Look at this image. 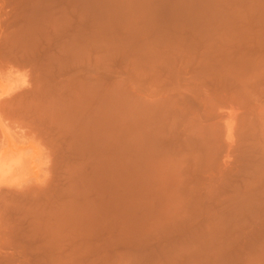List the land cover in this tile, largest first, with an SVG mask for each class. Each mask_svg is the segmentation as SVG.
<instances>
[{
  "label": "rangeland",
  "instance_id": "obj_1",
  "mask_svg": "<svg viewBox=\"0 0 264 264\" xmlns=\"http://www.w3.org/2000/svg\"><path fill=\"white\" fill-rule=\"evenodd\" d=\"M229 32L264 33V0H0V264H264L259 229L207 238L182 204L185 66Z\"/></svg>",
  "mask_w": 264,
  "mask_h": 264
},
{
  "label": "bare ground",
  "instance_id": "obj_2",
  "mask_svg": "<svg viewBox=\"0 0 264 264\" xmlns=\"http://www.w3.org/2000/svg\"><path fill=\"white\" fill-rule=\"evenodd\" d=\"M253 32V31H251ZM229 32L217 34L216 38L224 41H235L221 49L224 52L219 61H209L208 52L202 51V59L186 64L184 70V93L182 111V154L183 171V209L187 222L204 225L202 236L212 237L219 226L231 225L232 234L264 235V33ZM214 60V59H212ZM207 82L214 86L210 91ZM209 84V83H208ZM224 107H229L225 111ZM202 109L205 111H197ZM221 109V110H220ZM223 110V111H222ZM7 112V111H6ZM10 112V111H9ZM13 112V111H11ZM10 112V113H11ZM30 112V111H29ZM8 113V112H7ZM9 113V114H10ZM18 113V112H17ZM32 113V111H31ZM35 113V112H34ZM36 114V113H35ZM13 115V114H12ZM30 115V114H29ZM41 115V114H40ZM36 116H38L36 114ZM35 116V117H36ZM81 116V115H80ZM9 118V117H8ZM31 118V117H30ZM37 118V117H36ZM33 119V118H32ZM42 119V118H40ZM7 120V119H6ZM4 121V120H3ZM43 121V120H42ZM41 121V122H42ZM14 122V121H12ZM33 122V121H31ZM17 123V122H16ZM28 123V122H27ZM40 123V122H39ZM5 124V123H4ZM12 124V123H11ZM15 124V123H13ZM12 124V125H13ZM31 124V123H30ZM37 124V123H36ZM64 124V123H63ZM7 125V124H6ZM24 125V124H23ZM26 126V125H25ZM33 126V125H32ZM47 126V125H46ZM21 127V126H18ZM28 127V126H27ZM37 127V126H36ZM42 127V126H41ZM50 128V126H48ZM10 128V127H9ZM16 128V126H15ZM39 128V127H37ZM14 129V127L12 128ZM17 129V128H16ZM19 129V128H18ZM25 130L24 128H22ZM35 130V129H34ZM47 131L49 129H46ZM66 130V129H65ZM108 130V129H107ZM26 131V130H25ZM31 131V130H29ZM28 131V132H29ZM33 131V130H32ZM67 131V130H66ZM65 131V132H66ZM27 132V133H28ZM38 132V131H37ZM43 132V130H42ZM53 133V132H52ZM58 133V132H57ZM60 133V132H59ZM104 133V132H103ZM113 134V132H111ZM30 134V133H29ZM33 134V132H32ZM37 134V133H36ZM67 134V133H66ZM70 134V133H69ZM26 135V133H25ZM43 135H45L43 133ZM48 134H46L47 136ZM62 135V134H61ZM105 135V134H104ZM37 136V135H36ZM35 136V137H36ZM52 136V135H51ZM58 136V135H57ZM49 137V136H48ZM47 137V138H48ZM73 137V136H72ZM104 137V136H103ZM106 137V135H105ZM108 137V136H107ZM106 137V140H107ZM60 138V137H59ZM67 138V137H65ZM64 138V139H65ZM50 139V138H49ZM84 139V138H83ZM97 140V139H96ZM45 141V140H44ZM49 141V140H48ZM72 141V140H71ZM70 141V142H71ZM105 141V140H104ZM42 142V141H41ZM54 142V141H53ZM59 142V141H58ZM92 142V141H91ZM51 143V142H50ZM49 143V144H50ZM76 143V139L75 142ZM106 143V142H105ZM113 143V142H112ZM54 144V143H53ZM65 144V143H64ZM47 145V144H46ZM61 145V144H60ZM69 145V144H68ZM81 145V144H80ZM52 146V144H51ZM55 146V145H54ZM78 146V145H77ZM107 147V146H106ZM104 147V148H106ZM46 148V147H45ZM59 148V147H58ZM70 148V147H69ZM77 148V147H76ZM82 148V147H81ZM111 148V147H110ZM113 148V147H112ZM53 149V148H52ZM79 149V147H78ZM85 149V148H84ZM107 149V148H106ZM115 149V147L113 148ZM47 150V149H46ZM50 150V149H48ZM55 150V149H54ZM62 150V149H59ZM58 150V151H59ZM71 150V149H68ZM67 150V151H68ZM80 150V149H79ZM112 150V149H111ZM110 150V152H111ZM7 151V150H6ZM66 151V150H65ZM64 151V152H65ZM76 151V150H75ZM104 151V150H103ZM115 151V150H114ZM55 152V151H54ZM53 152V153H54ZM73 152V151H72ZM107 152V151H106ZM113 152V150H112ZM60 153V152H59ZM109 153V152H107ZM47 154V153H46ZM48 154L49 153L48 151ZM61 154V153H60ZM84 154V153H83ZM104 154V153H103ZM110 155V154H108ZM112 155V154H111ZM79 156H82L79 155ZM103 156V155H102ZM113 156V155H112ZM115 156V155H114ZM52 157V156H51ZM57 157V156H56ZM64 157V155H63ZM68 157V156H67ZM66 157V158H67ZM74 157V156H73ZM77 157V156H76ZM104 157V156H103ZM106 157V156H105ZM71 159V156L68 157ZM115 158V157H114ZM69 159V161H70ZM112 159V158H111ZM54 160V159H53ZM61 160V159H60ZM66 160V159H65ZM108 160V158H107ZM115 160V159H114ZM101 161V160H100ZM110 161V160H109ZM51 162V160H50ZM106 162V161H105ZM111 162V161H110ZM18 160L7 164L9 172L20 166ZM53 164V161L51 162ZM114 163V162H113ZM58 164V163H57ZM62 164V163H61ZM2 165V164H0ZM23 165V164H22ZM51 166V165H50ZM65 166V165H64ZM106 166V164H105ZM109 166V165H108ZM112 166V165H110ZM5 167V168H6ZM25 167V166H22ZM58 167V166H57ZM104 167V166H103ZM101 167V168H103ZM114 167V166H113ZM65 168V167H64ZM63 168V169H64ZM71 168V167H70ZM24 169V168H23ZM50 169V168H49ZM67 170V168H65ZM104 169V168H103ZM111 169V168H110ZM56 170V169H55ZM70 170V169H69ZM102 170V169H101ZM21 171V168H20ZM50 171V170H49ZM62 170H57L60 174ZM68 171V170H67ZM103 171V170H102ZM109 172V170H107ZM6 172V171H5ZM52 172V171H51ZM97 172V171H96ZM106 172V171H105ZM114 172V171H113ZM56 172H53V174ZM69 173V172H68ZM61 174H64L62 172ZM66 174V173H65ZM107 174V172H106ZM113 174V173H112ZM98 175V174H97ZM111 175V174H110ZM87 176V175H86ZM89 176V175H88ZM102 176V175H101ZM23 177V176H22ZM52 177V176H51ZM55 177H57L55 175ZM64 177V176H63ZM68 177V176H67ZM80 177V176H79ZM78 177V179H79ZM74 178V177H73ZM71 178V179H73ZM83 178V177H82ZM81 178V179H82ZM97 178V177H96ZM99 178V177H98ZM112 178V177H111ZM54 179V178H52ZM75 179V178H74ZM84 179V178H83ZM92 179V178H91ZM90 179V180H91ZM102 178H99V180ZM110 179V176H109ZM64 180V179H63ZM104 180V179H103ZM69 181V180H68ZM72 181V180H71ZM95 181V180H94ZM101 181V180H100ZM108 181V180H107ZM110 181V180H109ZM117 181V179H116ZM115 181V183H116ZM53 183V181H50ZM55 182V181H54ZM70 182V181H69ZM74 182V181H73ZM81 182V181H80ZM83 182V181H82ZM99 182V181H97ZM105 182V181H104ZM113 182V181H112ZM111 182V183H112ZM50 183V184H51ZM64 183V182H63ZM76 183V182H75ZM79 183V182H78ZM86 183V182H85ZM84 183V184H85ZM89 183V182H88ZM95 183V182H94ZM101 184L103 182H100ZM109 184V183H108ZM52 185V184H51ZM55 185V183H54ZM53 185V186H54ZM61 185V184H60ZM65 185V184H64ZM78 185V184H77ZM82 185V183H81ZM100 185V184H99ZM105 185V184H104ZM63 186V185H62ZM109 186V185H107ZM113 186V185H112ZM116 186V185H114ZM84 187V186H83ZM88 187V185H87ZM102 187V186H101ZM106 187V186H105ZM117 187V186H116ZM55 188V187H54ZM53 187L51 189L54 190ZM60 188V187H59ZM68 188V187H67ZM90 188V187H89ZM92 188V187H91ZM98 188V186H97ZM108 188V187H107ZM111 188V187H109ZM113 188V187H112ZM212 188L214 190H212ZM50 189V190H51ZM61 189H64L62 187ZM71 188H68V191ZM77 189V188H76ZM87 189V188H86ZM106 189V188H105ZM114 189H116L114 187ZM113 189V190H114ZM66 190V189H64ZM88 190V189H87ZM94 190V189H93ZM98 190V189H97ZM108 190V189H107ZM118 191V189H116ZM4 191V190H3ZM47 191V190H46ZM57 191V190H56ZM63 191V190H62ZM78 191V190H77ZM100 191V190H99ZM104 191V190H103ZM6 192V191H5ZM29 192V191H28ZM32 192V191H31ZM71 192V191H69ZM68 192V193H69ZM74 192V191H73ZM82 192V191H81ZM93 192V191H92ZM116 192V191H114ZM113 192V193H114ZM33 193V192H32ZM54 191L52 192V194ZM66 192H64L65 194ZM75 193V192H74ZM106 193V192H105ZM118 193V192H117ZM7 194V192H6ZM9 194V193H8ZM12 194V193H11ZM10 194V195H11ZM25 194V192H24ZM34 194V193H33ZM45 194L43 192L41 195ZM79 194V193H78ZM91 194V193H90ZM89 194V195H90ZM93 194V193H92ZM91 194V195H92ZM112 194V193H110ZM19 195H23L22 193ZM37 195V194H36ZM39 195V194H38ZM54 195V194H53ZM59 195L60 191H59ZM58 195V196H59ZM67 194H65L66 196ZM82 195V194H81ZM94 195V194H93ZM28 196V195H26ZM55 195L56 200L59 197ZM64 196V195H63ZM72 196V195H71ZM75 196V195H74ZM80 196V195H78ZM85 196V195H84ZM103 196V195H102ZM111 196V195H110ZM113 196H116L115 194ZM182 196V197H183ZM20 197V196H19ZM30 197V195H29ZM36 197V196H35ZM53 197V196H52ZM58 197V198H57ZM62 197V196H61ZM66 197H69L66 196ZM65 197V198H66ZM4 198V197H3ZM11 198V197H10ZM22 198V197H21ZM33 198V197H32ZM31 198V199H32ZM54 198V197H53ZM78 198V197H77ZM87 198V197H86ZM96 197H94L95 199ZM104 199V197H102ZM108 198V197H107ZM111 198V197H110ZM108 198V199H110ZM27 199V198H26ZM83 199V198H82ZM97 199V198H96ZM101 199V198H100ZM106 199V198H105ZM182 199V200H183ZM6 200V199H5ZM14 200V199H12ZM21 201V199H19ZM30 200V199H29ZM61 200V199H60ZM92 200V199H91ZM102 200V199H101ZM113 200V199H112ZM116 200V199H115ZM130 200V199H129ZM11 201V200H8ZM18 201V200H16ZM24 201V199H23ZM22 201V202H23ZM93 201V200H92ZM111 201V200H110ZM5 201H3L4 203ZM12 202V201H11ZM25 202V201H24ZM27 202V200H26ZM25 202V204H26ZM29 202V201H28ZM27 202V203H28ZM33 202V201H32ZM35 202V201H34ZM38 202V201H37ZM56 202V201H55ZM70 202V201H69ZM96 201H93L95 203ZM107 202V201H106ZM109 202V201H108ZM7 203V202H5ZM40 203V202H39ZM37 203V204H39ZM46 203V202H45ZM43 203V207L45 206ZM61 203V202H60ZM59 203V204H60ZM68 203V202H67ZM90 203V202H89ZM98 203V202H97ZM101 203V202H100ZM112 203V202H111ZM117 203V201H116ZM130 203V202H129ZM132 203V202H131ZM12 204V203H11ZM42 204V201H41ZM40 204V205H41ZM64 204V203H63ZM107 204V203H106ZM4 205V204H3ZM8 205V204H6ZM15 205V204H12ZM20 205H23L20 203ZM19 205V206H20ZM28 205V204H27ZM29 205H33L30 203ZM35 205V203H34ZM39 205V207H40ZM94 205V204H93ZM110 205V204H109ZM112 205V204H111ZM117 205V204H116ZM18 206V204H17ZM26 206V205H25ZM106 206V205H105ZM113 206V205H112ZM115 206V204H114ZM113 206V207H114ZM30 207V206H29ZM33 207V206H32ZM36 207V206H35ZM42 207V206H41ZM46 207V206H45ZM44 207V208H45ZM60 207V206H59ZM72 207V206H71ZM74 207V206H73ZM79 207V206H78ZM90 207V206H89ZM118 207V206H117ZM10 208V207H9ZM31 208V207H30ZM76 208V207H75ZM74 208V209H75ZM92 208V207H91ZM97 208V207H95ZM110 208V207H109ZM11 209V208H10ZM68 209V208H67ZM77 209V208H76ZM99 209V208H97ZM105 209V208H104ZM114 209V208H113ZM18 210V209H17ZM16 210V211H17ZM20 210V209H19ZM39 210V209H38ZM42 210V209H41ZM62 210V209H61ZM71 210V209H70ZM73 210V209H72ZM82 210V209H81ZM100 210V209H99ZM103 210V208H102ZM101 210V212H103ZM118 210V209H117ZM22 211V210H21ZM26 211V210H24ZM34 211V210H33ZM32 211V212H33ZM40 211V210H39ZM109 215V219L111 220ZM29 212V211H28ZM55 212V211H54ZM95 212V211H94ZM100 212V213H101ZM18 213V211H17ZM24 213V212H23ZM68 213H70L68 211ZM84 213V212H82ZM87 213V212H86ZM92 213V211H91ZM90 213V214H91ZM14 214V213H13ZM20 214V212H19ZM36 214V213H35ZM73 214V213H71ZM80 214V212H79ZM98 213L96 212V215ZM16 215V214H15ZM32 215V214H31ZM42 215V214H41ZM48 215V214H47ZM55 215V214H54ZM81 215V214H80ZM107 215V214H106ZM105 215V216H106ZM116 215V214H115ZM126 215V214H125ZM18 216V215H17ZM68 216V215H66ZM77 216V215H76ZM87 216V215H86ZM104 216V218H105ZM114 216V215H113ZM116 215L115 217H117ZM121 216V215H120ZM118 216V217H120ZM130 216V215H129ZM7 217V216H5ZM11 217V216H10ZM20 217V216H19ZM23 217L25 215L23 214ZM22 217V218H23ZM28 217V216H27ZM41 217V216H40ZM56 217V216H55ZM60 217V216H59ZM78 217V216H77ZM90 217V216H89ZM93 217V216H92ZM4 218V217H3ZM13 218V216H12ZM26 218V217H25ZM37 218V217H36ZM39 218V217H38ZM67 218V217H66ZM71 218V217H70ZM80 218V217H79ZM79 218H77L78 223ZM85 218V217H84ZM87 218V217H86ZM95 218V217H94ZM103 218V219H104ZM107 218V217H106ZM9 219V217H7ZM7 219L5 221H7ZM44 219V217H43ZM46 219V217H45ZM52 219V218H51ZM69 219V218H68ZM73 217L71 218V220ZM90 219V218H89ZM93 219V218H91ZM98 219V217H97ZM10 220V219H9ZM17 220V219H14ZM27 220V219H26ZM34 220V219H33ZM42 220V218H41ZM61 220V219H60ZM58 220V221H60ZM65 220V219H64ZM81 220V219H80ZM87 220V219H86ZM101 220V219H98ZM115 220L112 219L111 222ZM119 220V218H118ZM189 220V221H188ZM1 221V219H0ZM5 222L4 220H2ZM13 221V219H12ZM29 221V220H28ZM96 221V220H95ZM109 221V220H108ZM8 222V221H7ZM10 222V221H9ZM14 222V221H13ZM18 222V221H17ZM80 222V221H79ZM115 222H119L115 220ZM21 223V222H20ZM37 223V222H36ZM39 223V222H38ZM75 223V222H74ZM75 223V224H77ZM82 223V220H81ZM80 223V224H81ZM104 223V222H103ZM195 223V225H196ZM201 223V224H199ZM4 223H0L1 227ZM6 224V223H5ZM4 224V225H5ZM16 224V223H15ZM26 224V223H23ZM42 224V223H41ZM45 224V223H44ZM47 224H50L47 222ZM46 224V225H47ZM56 224V222H55ZM54 224V227H55ZM96 224V223H95ZM101 224V221H100ZM108 224V223H107ZM106 224V226H107ZM116 223H113L114 226ZM206 224L217 227L215 231ZM212 224V225H211ZM11 225V224H10ZM28 225V223H27ZM31 225V224H30ZM37 225V224H36ZM62 225V224H61ZM72 225V224H71ZM202 225V226H203ZM8 226V225H7ZM14 227L13 225H11ZM9 226V227H11ZM105 226V227H106ZM117 224L114 226L116 228ZM201 226V228H202ZM206 226V227H205ZM0 227V228H1ZM33 227V226H32ZM44 227V226H43ZM62 226H60L61 228ZM72 227V226H71ZM84 227V226H83ZM95 227V225H93ZM91 225V228H93ZM98 227H100L98 225ZM118 227H120L118 225ZM117 227V228H118ZM233 227V228H232ZM236 227V230L234 229ZM47 228V227H46ZM53 228V227H52ZM67 228V227H66ZM76 228V227H75ZM82 228V227H81ZM80 228V229H81ZM90 228V227H89ZM101 228V227H100ZM114 233H116L114 230ZM207 228V229H206ZM223 228V229H222ZM33 229V228H32ZM35 229V228H34ZM43 229V228H42ZM49 229V227H48ZM58 229V228H57ZM72 229V228H71ZM98 229V228H97ZM112 229L109 228L112 232ZM223 232L224 227L220 228ZM230 229V228H229ZM2 231V229H0ZM13 230V229H12ZM18 230V229H17ZM41 230V229H39ZM47 230V229H46ZM52 230V229H51ZM54 230V228H53ZM62 230V229H61ZM65 230V229H64ZM69 230V229H68ZM102 230V229H101ZM200 230V229H199ZM213 232H210V231ZM4 231V230H3ZM7 231V230H6ZM33 231V230H30ZM56 231V230H55ZM66 231V230H65ZM72 231V230H71ZM78 231V230H77ZM76 231V232H77ZM82 231V229H81ZM87 231V230H86ZM86 231H84L86 233ZM90 231V230H89ZM108 231V230H107ZM118 231V229H117ZM120 231V230H119ZM118 231V232H119ZM198 231V230H197ZM219 231V230H218ZM214 234L219 238L222 233ZM223 232V235L227 232ZM13 232V231H12ZM23 232V231H22ZM40 231H38L39 233ZM70 232V231H69ZM204 232V233H203ZM207 232L212 234H207ZM230 232V231H228ZM227 232V233H228ZM4 232H2L3 234ZM14 233V232H13ZM50 233V231H49ZM52 233V232H51ZM50 233V234H51ZM54 233V232H53ZM60 233V232H59ZM72 233V232H70ZM69 233V234H70ZM75 232H73L74 234ZM79 233V232H78ZM83 233V231H82ZM92 233V232H90ZM103 233V232H102ZM206 233V235H205ZM226 233V234H227ZM1 234V233H0ZM21 234V233H20ZM19 234V235H20ZM42 234V233H41ZM76 234V233H75ZM87 234V233H86ZM113 234V233H112ZM111 234V236H112ZM231 234V235H232ZM240 234V238H241ZM250 238H255L250 233ZM254 234V235H255ZM8 237L12 235L5 234ZM4 235V236H5ZM31 235V233H30ZM49 235V234H48ZM47 235V236H48ZM59 235L58 233L56 236ZM77 235V234H76ZM119 235V234H118ZM213 235V236H214ZM222 235V234H221ZM232 235V236H234ZM1 236V235H0ZM16 236V235H15ZM18 236V235H17ZM29 236V234H28ZM45 236V235H44ZM63 236V235H62ZM74 236V235H70ZM78 236V235H77ZM105 236V235H104ZM103 236V237H104ZM229 235H226V237ZM245 236V237H246ZM2 237V236H1ZM13 237V235L11 236ZM10 237V238H11ZM20 237V236H19ZM52 237V236H51ZM83 237V236H82ZM88 237V236H87ZM100 237V236H99ZM118 237V236H116ZM213 237V238H215ZM223 237V236H222ZM221 237V238H222ZM235 237V236H234ZM242 237L245 238L242 234ZM248 237V238H249ZM33 238V237H32ZM38 238V235L37 237ZM35 238V239H36ZM40 238V237H39ZM46 238V237H45ZM74 238V237H73ZM77 238V237H76ZM91 238V237H90ZM89 238V239H90ZM108 238V237H107ZM111 238V237H110ZM110 238L108 242L110 241ZM202 238V237H201ZM233 238V237H232ZM236 238V237H235ZM247 238V237H246ZM264 238V236H263ZM47 239V238H46ZM49 239V237H48ZM87 239V238H86ZM106 239V238H105ZM104 239V240H105ZM113 239V236H112ZM12 240V239H11ZM10 240V241H11ZM14 240V239H13ZM32 240V239H31ZM55 240V239H54ZM65 240V239H64ZM84 240V239H83ZM88 240V239H87ZM93 240V239H91ZM96 240V239H95ZM114 240V239H113ZM112 240V241H113ZM21 241V240H20ZM48 241V240H47ZM53 242V240L50 239ZM59 241V240H58ZM69 241V240H68ZM80 241V240H78ZM9 242V241H8ZM14 242V241H12ZM85 242V241H84ZM89 242V241H88ZM102 242V240H101ZM17 243V241H16ZM20 243V242H19ZM22 243V241H21ZM25 243V242H24ZM54 243V242H53ZM98 243V242H97ZM104 243V242H103ZM114 243V242H113ZM6 244V242H5ZM15 244V242H14ZM81 244V243H80ZM91 244V243H90ZM110 244V243H109ZM117 244V243H116ZM42 245V244H41ZM45 245V244H44ZM55 244H53L54 246ZM95 248H99V246ZM104 245V244H103ZM14 245H12L13 247ZM47 246V245H46ZM90 246V245H89ZM101 246V244H100ZM113 246V245H112ZM111 246V247H112ZM3 247V246H2ZM1 247V248H2ZM22 247V246H21ZM77 247V246H76ZM75 247V248H76ZM79 247V246H78ZM77 247V249H79ZM108 247V246H107ZM8 248V247H7ZM56 248V247H55ZM88 248V247H87ZM90 248V247H89ZM88 248V249H89ZM13 249V248H12ZM20 249V246H19ZM49 249V248H48ZM47 249V250H48ZM74 249V247H73ZM93 249V248H92ZM31 250V249H29ZM45 250V249H44ZM80 251L82 249H79ZM91 250V249H90ZM96 250V249H95ZM106 250V249H105ZM109 250V249H108ZM53 251V250H52ZM76 251V250H75ZM85 251V250H84ZM92 251V250H91ZM9 252V251H8ZM34 252V251H33ZM86 252V251H85ZM89 252V251H88ZM37 253V252H36ZM46 253V252H45ZM87 253V252H86ZM35 254V253H34ZM43 254V253H42ZM85 254V253H84ZM88 254V253H87ZM24 255V254H23ZM26 255V254H25ZM39 255V254H38ZM37 255V256H38ZM89 255V254H88ZM91 255V254H90ZM22 256V254H21ZM49 256V255H47ZM55 256V255H54ZM16 258V256H14ZM30 257V256H29ZM53 257V256H51ZM12 258V257H11ZM31 259V258H30ZM45 259V258H44ZM48 259V258H47ZM85 259V258H84ZM15 260V259H14ZM46 260V259H45ZM53 259L49 260L52 262ZM69 260V259H68ZM51 264V263H50ZM81 264V263H80Z\"/></svg>",
  "mask_w": 264,
  "mask_h": 264
}]
</instances>
